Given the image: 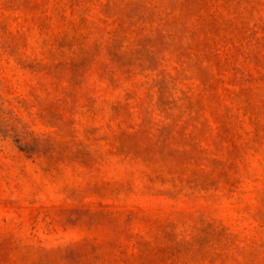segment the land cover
<instances>
[{
	"label": "rangeland",
	"instance_id": "obj_1",
	"mask_svg": "<svg viewBox=\"0 0 264 264\" xmlns=\"http://www.w3.org/2000/svg\"><path fill=\"white\" fill-rule=\"evenodd\" d=\"M0 264H264V0H0Z\"/></svg>",
	"mask_w": 264,
	"mask_h": 264
}]
</instances>
